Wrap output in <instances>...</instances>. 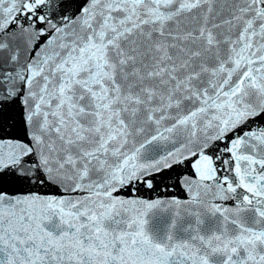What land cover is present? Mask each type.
I'll return each instance as SVG.
<instances>
[{"label": "snow or ice", "instance_id": "obj_1", "mask_svg": "<svg viewBox=\"0 0 264 264\" xmlns=\"http://www.w3.org/2000/svg\"><path fill=\"white\" fill-rule=\"evenodd\" d=\"M0 264H264V0H0Z\"/></svg>", "mask_w": 264, "mask_h": 264}]
</instances>
